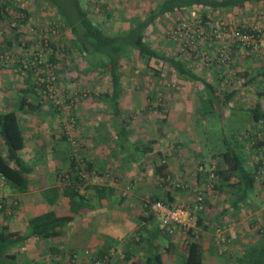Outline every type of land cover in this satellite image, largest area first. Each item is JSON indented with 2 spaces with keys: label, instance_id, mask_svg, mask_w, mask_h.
<instances>
[{
  "label": "rangeland",
  "instance_id": "374dc122",
  "mask_svg": "<svg viewBox=\"0 0 264 264\" xmlns=\"http://www.w3.org/2000/svg\"><path fill=\"white\" fill-rule=\"evenodd\" d=\"M5 1L7 0H2V2ZM9 1L13 5L24 8L28 13V20L19 29L21 32V45L16 44L11 51L6 52V67L5 69L0 68L1 108L4 107L7 96L15 97L18 92L17 89L20 90L24 86L20 73L25 71H22L20 66H15L17 69L13 67L15 62L27 65L26 59L21 60L20 55L24 54L28 58V56L35 55V50H38L36 51V53L38 52L37 56L39 55L43 61H47L48 54L51 52L48 45L50 41L57 43L62 36L64 38L72 37L69 28L62 29L64 23L57 14L56 5H50L44 0ZM160 1L82 0V5L89 11V15L95 23L109 32H115L129 26L132 17L143 18L146 16L148 11ZM263 6L254 4L251 12L245 7L239 10L235 9V12L234 10L214 11L209 9L207 16L210 30L205 31V33L209 36L214 33L220 37H217L218 41L216 42L211 41V50L207 48L210 44L208 38L207 40L204 38L197 39L195 40L197 42H193L195 47H201L205 55L212 58H214L213 56L218 49L223 50V47L219 48L221 44L231 48L230 62H223L219 67L216 64L214 65L213 62L210 63L208 59H197L194 63L197 72L204 74L211 81L215 80L218 73L221 72L224 82L220 83L219 86L222 90L229 91L240 86L246 80L244 77L235 75L234 71L243 72L247 70L249 76L256 74L258 78L257 81L255 80L251 84L242 85V89L230 100L228 106L222 107L218 111L201 113L197 109L200 106V97L197 94L200 83L179 78L166 64L159 65L161 62L157 60H151L148 64L135 56L124 62L121 68L123 83L122 107L133 116L131 124L132 138L143 140L159 137L154 145L156 149L162 151L163 159L169 165L172 173L169 180H165V185H162L155 174L154 168L160 160L155 153L151 155V158L143 160L140 165L138 163L127 164L120 157L110 155L112 148L117 149L112 141L114 134L111 120L102 110V104L95 102L89 95L92 92L102 91L105 80L97 70H88L90 62L86 60L84 55L74 51L69 57L66 56L65 62L71 67L66 76L71 81L68 79L63 80L64 74H61L59 77H62V79L57 84L53 81V70L49 65H47L45 71L38 69L37 72L45 73V78L49 77L48 81L53 97L59 103H62L60 105V117H52L47 113L39 117L36 115L35 117L32 115L22 116L21 123L23 127L26 126V128L24 127L26 137L29 140L36 137L37 142L42 143L38 146L39 150L34 151V153L36 152L35 155L43 154V166L41 168L36 166V170L31 174L33 179L28 192L13 193L8 190L4 180L0 181V203L2 204L0 208L5 206V209L3 208V211H1L3 213L1 216L5 217L6 221L19 216L27 224V220L30 218L28 216L32 212L23 204H19L18 197L22 194H34L40 197L42 196L41 190L50 187L54 182L56 185L62 186L59 180L55 178V167L60 165L65 169L68 164H61L60 157L53 151L54 145L62 141L63 143L59 142V144H63L62 148L64 149L70 144L73 155L77 156L79 160L88 158L95 163L97 160H108L104 166V174L100 176L97 171L88 174L86 184L95 183L115 188V191L109 192L106 198L100 199L101 205L95 209V213L87 212L83 214L74 225L72 224L64 230L66 238L72 234H81V230L99 233L103 236L99 240L104 243V248L108 250L103 261H100L93 259L92 246L78 244L76 246L82 248L76 249L77 252L74 253L76 264H126L123 253L128 250H133L135 252L134 260L141 263L144 252L141 249V243L136 242L140 233L137 230L139 228L137 219L140 214L148 215L145 203L149 202L150 196L156 193L162 196L169 190L175 201L169 200L170 204L187 208L190 204L189 201H192L198 194L199 188L205 191L203 195L208 203L205 202L206 204L203 205L204 215L206 214V216H204L202 224L199 227L194 225L195 239L201 240L204 246L209 244L208 249H211V244L212 250L215 249V253L220 256V258H217L216 255H213L214 260L220 259V261H223L221 264H235L234 260L230 261L233 256L230 255L231 258L229 256L227 258L229 249L233 252L237 250V242H234V238H231L227 233L231 224L224 225L219 230L213 229L211 226L204 229V225H210L211 219L219 216L221 210L228 206L230 194L226 187H223L222 191L212 188V185L216 182V176L213 174L206 175L203 164L208 166L210 163L213 167L218 159L216 158L218 156H214V153L225 150L227 147L226 142H232L233 145L234 138H240L241 141L247 144L246 139L249 135H264V127L260 123L247 121L245 112L238 109L243 110L253 105L257 100L264 107V95L259 93L264 90V76L257 74L261 65L264 64V34L255 40L252 38L242 41L235 39L238 38L236 26L246 28L255 25L264 29ZM5 7L9 15H5L4 21H0V40L2 38V28H5L6 22L12 21L11 24H13V19L17 17L12 6L6 4ZM145 10H147L146 13L143 12ZM198 10L200 9H192L188 13L178 11L157 19L155 24L148 29L147 38L157 48L168 55H172V53L178 51V43L174 41L175 30L187 26L189 36H194V29L201 27L199 26L198 16L202 13L197 12ZM9 27L6 31L9 30ZM193 49L195 51V48ZM58 56L61 58L60 53ZM90 59L93 60L92 57ZM1 62L4 61L0 60ZM155 65L161 68L158 76L153 75L150 68V66ZM58 67L61 68V65L58 64ZM19 68L21 72L18 74L15 70ZM262 79L263 82L258 81ZM64 89H68L69 93L71 91L82 93L84 97L79 99L75 107L68 108V105L64 102V94L69 93H63L65 92ZM153 90L157 93L156 102L153 101V107L150 105L152 108L146 109L149 104L146 94ZM157 105H161L165 110L162 115H159L161 112L156 109ZM236 108L239 111L235 110ZM144 109L147 111L144 112ZM164 113H166V119L160 121L159 119L163 118ZM75 117L79 119L76 121ZM144 121L147 122L146 126L143 125ZM30 125L33 127L29 131ZM157 126H160V135ZM61 133H65L66 138H63ZM95 139L98 141L101 139L104 142H96ZM177 140L179 144L175 146L173 142ZM250 140L251 144L252 139ZM172 145L175 146L176 153H173ZM48 147L50 151H45ZM246 152L249 156L248 162L250 165L262 156L261 153L255 156L249 145L246 147ZM81 162L84 163V160ZM63 167L60 168L63 169ZM199 173H202L203 177L200 179L201 182L196 185L194 178ZM186 177L188 178L185 179ZM263 177L264 168L259 180ZM193 184L195 187L185 193V187ZM261 194H264V192ZM91 197L97 201L94 195H90ZM260 197L264 198L262 195ZM55 203L59 207H66V199L62 195L57 198ZM47 208V203L38 204L39 210ZM100 208H104V211H101ZM251 217V221H253L254 217ZM225 219L221 220L223 224L226 223ZM251 221L249 220V222ZM2 225L0 223V226ZM255 225H258L257 220L251 228ZM7 226L9 227V225ZM153 226L154 222L152 221L147 224L148 228ZM238 233L241 234L240 231ZM186 237L187 233L179 230L171 237V240L181 248ZM74 241L75 239H73V245ZM258 242H262L261 236L256 241V243ZM50 244L54 243L51 241ZM245 245L248 246L250 243ZM43 246H46V244ZM43 246L39 244L40 249ZM161 250L164 257L163 264H178L175 255L167 253L163 249ZM205 250L204 256L206 254ZM69 252L70 250L66 253ZM227 259L230 262H227ZM106 260H109V262L107 263Z\"/></svg>",
  "mask_w": 264,
  "mask_h": 264
},
{
  "label": "trees",
  "instance_id": "16d2710c",
  "mask_svg": "<svg viewBox=\"0 0 264 264\" xmlns=\"http://www.w3.org/2000/svg\"><path fill=\"white\" fill-rule=\"evenodd\" d=\"M44 1H47L50 5H56L57 14H59L64 23L62 29L69 28L72 37L64 38L62 36L57 43L49 40L48 45L51 52L48 54L47 61H43L39 55L37 56L38 52L36 53V51L38 50H35V55L28 56V58L24 54L20 55L19 58L21 60L26 59V66L18 62H15L13 66L14 69H17L15 66H20L21 70L25 71L21 72L20 68L15 70L18 74L21 72V81L24 86L20 90L17 89L18 92L15 97L7 96L4 107H0V181L4 180L8 190L13 193L30 191V184L33 179L31 174L35 169L34 162L27 161L22 155V150L25 148L26 143L21 128L22 114L39 117L47 113L52 117H60V105L62 103H59L53 97L48 81L49 77L45 78V73L37 72V70L43 69L45 71L47 65H49L53 70L54 82L58 84L61 81L62 77H59L61 74H64L63 80H69L66 75L71 67L65 62V59L66 56L69 57L74 51L84 55L86 60L90 62L89 71L97 70L104 77L105 86L103 90L98 93L92 92L89 95L95 102L102 104V110L105 111L104 113L111 120L114 134L112 141L117 146V149L112 148L110 155L120 157L124 163H138L140 165L143 160L151 158V155L155 153L160 158L159 164L154 168L155 174L162 185H165L164 183L169 180V176L172 173L169 165L163 159L162 151L156 149L154 145L159 137L143 140L133 139L131 128L133 116L122 107L123 83L121 68L124 62L133 56L139 60H144L148 64L151 60H157L161 62L159 65L163 63L169 66L179 78L189 82H199L200 88L197 94L200 97V106L197 109L201 113L215 112L222 107H227L230 100L242 89V85L251 84L258 79L256 74L249 76L247 70L243 72L234 71L235 75L244 77L246 80L240 86L234 87L229 91L222 90L219 86L220 83L224 82L221 72L218 73L215 80L211 81L204 74L197 72L194 63L197 59H208L210 63L213 62L214 65L216 64L219 67L223 62H230V47L221 44L219 48L223 47V50L218 49L213 56L214 58L207 56L201 47H195V43L191 44V47L186 44L189 32L186 28L187 26H184V28L174 31L176 34L174 41L178 43V51L168 55L147 38V32L157 19L168 14H174L178 11L188 13L192 9H200L197 12L202 13V15L198 16L199 26H201L199 28L202 29V34L198 33V27L195 28L194 41L201 38L207 40L208 38L210 44H208L207 48L211 50V41H218L217 37L220 36L214 33L209 36L205 33V31L210 30L208 26V11L234 10L235 12V9H243L247 2L258 3L264 0H161L148 11L146 16L143 18L132 17L128 28L115 32H109L95 23L90 17L89 11L82 5V0H58L60 3L57 0ZM6 4L14 8L17 17L13 19V24H11L12 21L6 22L5 28H2L0 60L4 62L0 63L1 69L6 67V52L11 51L16 44L21 45V32L19 29L28 20V13L24 8L13 5L9 0L5 2L0 0V21H4V16L9 15L5 7ZM253 26H247L246 28L236 26L238 38L235 39L242 41L244 36L247 35L253 40L257 39L261 34L259 35ZM8 27L9 30L6 31ZM193 48H195V51ZM199 51L201 52L199 53ZM59 53L61 58L58 56ZM58 64L61 65V68L58 67ZM150 68L153 71V75L158 76L160 74L161 68L158 65L150 66ZM257 74L264 76V64L261 65ZM258 81L263 82V79ZM63 93H69V90L66 89ZM259 93L264 95V90ZM83 97L82 93L71 91L69 94H64V102L68 105V108L71 106L75 107L79 99ZM146 97L149 101L146 109H150L154 106L153 101L156 102L157 93L154 90L150 91L146 94ZM156 109L161 112L159 115H162V112L165 111L161 105H157ZM238 109L245 112L247 121L260 123L264 127V107L258 100L243 110L241 108ZM238 109L236 108L235 110L239 111ZM145 111L147 110L144 109ZM165 115L166 113L159 120L165 121ZM75 119L77 121L79 118L75 117ZM157 127L160 135V126ZM61 134L63 138H66L67 135L65 133ZM250 139H252L251 144ZM95 141L104 142L101 139L99 141L95 139ZM246 141L248 142L247 144L241 141L240 138H234L233 145L232 142H226L227 147L225 150L214 153V156H218L216 157L218 159L213 167H211L210 163L208 166L203 164L206 175L213 174L216 176V182H214L212 188L222 191L223 187H226L230 194L228 206L221 210V214L215 217V220L211 219L210 225H204V229H208L209 226L217 230L223 228L227 223L223 224L221 220L227 218V215L231 216L233 213L237 214L248 208V199L255 193L256 185L260 184L264 187V177L261 180H257V178L260 179L264 168V135H249ZM173 144L178 146V140L173 142ZM248 145L255 156L260 153L262 155L259 160L254 161L251 165L248 162L249 156L246 152ZM174 147L172 145V150L174 151L173 153H176L177 150ZM53 151L60 157L61 164H68L65 169L60 165L55 167V178L59 180L62 186L56 185L54 182L50 187L43 188L40 193L49 205H53L59 196H65L68 198V207L66 209L52 207L50 210L31 216L27 220V226L24 231L10 230L7 224L0 226V264H28L26 261L20 262L18 260L17 250L34 237L55 242L47 246L42 252V254L46 253L52 256V264H76L74 253L77 250L72 248L69 249V253L63 252L59 248L58 236L66 227L76 223L82 213L96 209L101 205L100 199L106 198L109 192L115 191V188L108 185L86 184V176L88 174H92L95 171L100 176L104 174V166L108 160H97L95 163L88 158H83L84 163H82V159L79 160L77 156L73 155L70 144L60 151L53 147ZM60 167H63V169ZM194 187V184L187 186L184 192L186 193ZM200 190L199 188L198 193L204 194L205 191ZM90 195H94L97 201L92 199V197L90 198ZM195 199L196 197L189 201L188 207L190 209L194 208ZM157 200L167 204H170L169 200L175 202L174 196L168 190L162 196L157 193L152 194L149 202L145 203V208L148 209L149 204ZM205 202L208 203L204 196L203 205L206 204ZM0 205L2 206L1 203ZM3 208L5 209V206L0 208V213ZM222 214L225 215L221 216ZM204 216L203 209L196 211L197 220L195 225L197 227L202 224ZM137 220L139 223L137 230L142 234L139 233V239L136 242L141 243V249L144 252L141 264H163L161 249L175 255L178 264H204L205 248L201 240L195 239L194 227L184 229L181 225L174 224V221L161 226L159 219L151 212L147 216L140 214ZM151 221L154 222V226L148 228L147 224ZM252 224H256L255 219L250 222L251 226ZM179 230L187 233L181 248L171 240V237ZM261 238V243L250 244L244 248L241 254L236 255L233 259L235 264H264L263 234ZM106 252H108L107 249L106 251L98 250L93 259L103 261ZM133 252L130 251L124 254V262L137 264L136 261L132 260ZM58 255H61L62 258L56 259ZM106 261L107 263L109 262V260Z\"/></svg>",
  "mask_w": 264,
  "mask_h": 264
},
{
  "label": "crops",
  "instance_id": "0c3cea01",
  "mask_svg": "<svg viewBox=\"0 0 264 264\" xmlns=\"http://www.w3.org/2000/svg\"><path fill=\"white\" fill-rule=\"evenodd\" d=\"M254 4L263 6L264 1H260L258 3L247 2L245 4V9H247L251 12L253 10L252 7L254 6ZM147 10H145L143 12L146 13ZM128 27L129 26H126L125 29ZM22 116H26V115L22 114ZM22 125L23 124L21 123V128H22V131L24 133V137H25V141H26L25 148L22 150V155L27 161L34 162V168H35L34 170H36V166L37 167L39 166L40 168L43 166V163H42L43 154H36L35 155L36 152L34 153V151L39 150L38 146H40V144L42 145V143L37 142L36 137H34L32 140H29L26 137V134L24 131V127L26 128V126L24 125V127H23ZM143 125L146 126L147 122L144 121ZM32 127L33 126L30 125V128L28 130L30 131ZM34 131H35V129H34ZM62 146H63V144L56 143L54 148L60 151V150H63ZM45 151H50V148L48 147ZM37 172H38V170H37ZM202 177H203L202 173L196 174V177L194 178V183L197 185L199 182H201L200 179ZM187 178L188 177H186L185 179H187ZM257 180H259V178H257ZM42 186L44 187L45 185H42ZM255 188H256V191L254 193L255 196L253 194L251 196V198L248 199V201H249L248 202V204H249L248 208L243 209L242 211H240V213H237V214L233 213V215H231V216L227 215L228 218L225 219V221H227L226 225L231 224V227L229 228L227 233L231 236V238H234V242H237V245H236L237 250H235L233 252V250L229 249V255H227V258H228V256L230 258H231V256H233L230 261H233V259L235 258L236 255H239L244 251L246 243L247 244H249V243L255 244L256 241L258 240V238L262 234L264 235V198L263 199H262V197L259 198L260 195L264 196V194H261L262 192H264V187H262L259 184V185H256ZM63 197H65V196H63ZM65 199H66V207H59L56 203H55L56 205L55 204L49 205L47 203V201L42 196L38 197V196H35L34 194H30V195L29 194H22V195H20V197H18V202L20 205L23 204L24 207L31 210L32 213L28 216V218H29L31 216L38 214V213L50 210V209H52V207H57L60 209L67 208L68 207V198L65 197ZM43 202L48 204V208L39 210L38 204H42ZM100 209H102L101 211H104L103 210L104 208H100ZM87 212L95 213L96 211H95V209L88 210V211L82 213V215L86 214ZM22 213L24 214V212H22ZM1 214H3V213H0L1 225L3 223L9 225L10 230L24 231L26 229L27 224H26V222H23L21 217L15 216L11 220L6 221L5 217L1 216ZM205 216H206V214H205ZM251 216L254 217L255 221L256 220L258 221V225H255L253 228H251V225L249 222V220L251 221V218H252ZM90 217H89V220H90ZM213 220H215V218H213ZM86 221H88V220H86ZM64 230L57 238L59 248L63 252L66 253L69 249H72V248H75L77 250H78V248H82V247H77L78 244L83 245V246H92L91 250L93 252V255H95L98 250L106 251V249L104 248L105 247L104 243H102V241L99 240L103 237L101 234H99V233L97 234L94 231L85 232V231L81 230V232H82L81 234H72L66 238L64 235ZM238 231H240L241 234L238 233ZM62 235H64V236L62 237ZM73 239H75L74 245H73ZM49 243H50V241L43 240V239H40L38 237L31 238L23 247H21L20 249L17 250L18 260L20 262L26 261V262H28V264H52V260H53L52 256L49 254L47 255L46 253L42 254V252L44 251L45 248H47ZM39 244L42 246L46 244V246H43L40 249ZM208 246H209V244L204 246L206 248V250H205L206 254L204 256V264H218V263L221 264V263H223V261H220V259L214 260L213 255H216L217 258H220V256H218L215 253L216 252L215 249L212 250L211 244H210L211 249H208L207 248ZM130 251H133V250H128L126 252H130ZM126 252H124L123 254H125ZM133 253L135 255V252H133ZM134 255L132 256V260L135 259ZM61 258H62L61 255H58L56 259H61ZM162 259L164 261L163 254H162ZM222 260H224V259H222ZM228 260L229 259H227L226 261L230 262ZM134 261H136V260H134ZM126 264H129V262L128 263L126 262ZM137 264H141V263H137Z\"/></svg>",
  "mask_w": 264,
  "mask_h": 264
},
{
  "label": "built area",
  "instance_id": "2783aa9c",
  "mask_svg": "<svg viewBox=\"0 0 264 264\" xmlns=\"http://www.w3.org/2000/svg\"><path fill=\"white\" fill-rule=\"evenodd\" d=\"M258 31V34L263 35L264 29L259 28L257 26H253ZM198 33L202 34V29L197 28ZM216 32V30H215ZM250 38L249 35L244 36V39ZM188 46L191 47V44L194 42V37L190 36L188 34L187 41ZM198 196H196L194 208L190 209V207L187 208H180L176 206H172L170 204H167L161 200H157L154 202H151L148 206V209H146V212L153 213L161 222V226L167 223H172L174 221V224L181 225L184 229H189L190 227H194L195 222L197 220L196 218V211L203 209V198L204 195L202 193H198Z\"/></svg>",
  "mask_w": 264,
  "mask_h": 264
}]
</instances>
